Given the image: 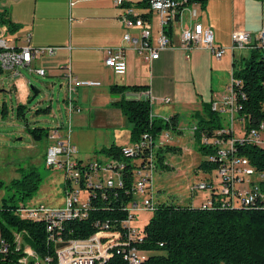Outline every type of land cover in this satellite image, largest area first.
<instances>
[{"label":"built area","instance_id":"obj_1","mask_svg":"<svg viewBox=\"0 0 264 264\" xmlns=\"http://www.w3.org/2000/svg\"><path fill=\"white\" fill-rule=\"evenodd\" d=\"M114 6L123 8L126 0H111ZM180 0H147V8L158 19L159 35L150 43V32L141 19L132 15L129 8H123L120 21L124 28H137L141 32V41L137 42L127 34L122 40L133 44L134 51L142 62L149 63L158 58V53L169 49V39L166 31L178 18L180 12L177 6ZM195 11H190V16L195 17ZM179 49L184 52L192 50H206L214 60H220L226 49L213 44V35L210 30L194 23L181 30L178 35ZM229 51L249 49H264V28L255 35L243 32L230 34ZM58 50L57 47L32 48L23 45L13 48L8 41L0 38V72H5L12 77L19 75V69L33 71L37 76L43 77L42 69H30L31 62L40 56H51ZM103 64L115 75H121L125 70L121 49H104ZM68 98L65 110L70 117L79 113V108L71 99L73 92L80 87H97L96 82L77 81L66 67L63 71ZM232 73V70H231ZM231 86L220 99L210 102V111L226 120L225 126L209 137L201 134V141L206 147L215 146L204 156L202 162H207L212 168L202 171L206 177L189 186V191H207L208 197L199 204L201 209H209L214 203L221 208L237 206H250L256 202H264V169L254 166L247 158L237 153L235 145H254L264 151V119L256 126L246 130L243 121L239 118L234 94ZM145 95V94H144ZM148 95L142 96L146 99ZM168 104V99L161 100ZM149 118L152 117L149 115ZM168 124V119L161 120ZM221 125V124H220ZM245 129V130H244ZM48 145L45 148L43 161L45 167L60 171L63 178L64 203L61 208H52L43 204L28 205L19 208L15 213L23 220L43 222L46 242L51 244L52 251L46 252L39 258L29 248L23 247L21 259L11 264H104L113 253L119 254L126 264H139L142 260L137 245L141 236L132 223L135 216L140 213L152 212L155 207L156 194L153 190L151 175L157 171L156 152L166 147L169 143L167 131H161L151 138L143 134L138 142L122 147L124 157H132L147 151L148 168L140 169L134 174V194L132 201L125 206L126 218L119 223L118 228L107 222H100L97 231L84 239H72L68 233L64 234L63 225L79 218H84L89 209V198L93 192H100L103 196L105 188L119 186L118 169L121 164L105 160L102 163H81L75 157V149L69 143L67 136L58 135L49 130L46 135ZM211 149V148H210ZM217 158H224V165H217ZM203 176V178H205ZM116 178V182L112 180ZM200 178V177H199ZM96 227V225H95ZM15 250L19 249V234H14ZM6 252L5 244L0 238V255Z\"/></svg>","mask_w":264,"mask_h":264},{"label":"trees","instance_id":"obj_2","mask_svg":"<svg viewBox=\"0 0 264 264\" xmlns=\"http://www.w3.org/2000/svg\"><path fill=\"white\" fill-rule=\"evenodd\" d=\"M261 1V0H256ZM205 7L206 0H180L177 11L189 5ZM136 5L147 8V0ZM150 13L139 15L143 23ZM177 19V17H176ZM1 23V22H0ZM8 33H13L16 26L2 21ZM235 63V62H233ZM232 90L239 118L243 128L249 130L264 119V50L249 51L246 58L232 64ZM144 86L110 87L118 93L124 90L137 92ZM120 112L130 125V142H138L143 134L154 138L161 131L175 130L174 118L168 124L160 119H150V107L147 101L124 100L117 103ZM23 105H16L17 115H22ZM203 117L197 122L193 136L199 141L202 133L209 135L221 128L218 116L210 111V103L201 105ZM245 130V129H244ZM31 139L39 141L47 135V129L33 128L27 130ZM200 142V141H199ZM122 146L111 145L99 150L106 160L121 164L118 169L119 186L105 188L103 196L93 192L89 198V209L84 218L70 220L63 225L64 234L72 239H84L97 231L100 222H107L118 228L126 218L125 206L132 201L134 194V174L140 169L148 168L147 151L132 157H124ZM211 148V149H210ZM198 145L201 155L214 151L215 146ZM236 151L247 158L254 166L264 169V151L254 145H235ZM168 147L156 152V168H167L164 153ZM219 163V158H217ZM212 166L201 162L197 169L208 171ZM114 183L116 178L112 177ZM38 176L29 171L18 180L9 183V190L17 194V201L30 197L37 189ZM23 206H16L13 196L1 200L0 205V238L4 241L6 252L0 255V264H11L21 259L22 248L27 247L39 258L52 251L51 244L46 242L43 222H31L21 219L15 212ZM150 217L138 229L141 242L137 250L142 260L139 264H264V202H256L250 206L221 208L214 203L209 209L182 205L173 199L166 198L157 203ZM96 225V227H95ZM133 225V223H132ZM14 234H19L20 246L15 250ZM147 254V255H146ZM30 264L32 262L29 261ZM104 264H126L119 254L113 253Z\"/></svg>","mask_w":264,"mask_h":264},{"label":"crops","instance_id":"obj_3","mask_svg":"<svg viewBox=\"0 0 264 264\" xmlns=\"http://www.w3.org/2000/svg\"><path fill=\"white\" fill-rule=\"evenodd\" d=\"M140 1L142 0H126L123 8H129L132 11V15L137 18L141 14L150 13L145 24L150 32V43L154 45V40L159 35L158 19L155 14L152 17L153 13L148 8H139L136 4ZM123 8L114 6L111 0H0V22L8 21L17 27L13 33H8L6 26L0 23V38L6 39L10 47L19 48L23 45H28L32 48H58L51 56L44 55L33 60L30 69H42L44 76L41 78L49 80L48 83L46 82L48 87L52 88L57 83L59 88H63L64 109L68 98L63 80L64 68L66 69L67 67L71 76L77 81L96 82L99 84L97 87L77 88L73 92L71 99L79 108V113L68 117L65 110L66 123L60 119L57 122V126L53 128L58 135L67 136L69 143L73 147L74 144L70 138L72 122L76 129L75 132L80 131L82 132L81 135L97 128H113L115 130L114 128L117 125L124 126L127 123L117 105L121 98L124 100L147 101L150 107L149 115L152 119L174 118L175 131L180 133L177 120L181 109L178 105L176 108H165L163 106L167 104L160 102L167 98H156V81L162 79V77H156L153 72L163 70L170 65L171 69L175 71L173 76L176 75V79L174 77L172 80L173 89L175 90V83L181 84V80L177 79L175 65L176 63H182L188 67L186 80L188 81L190 78L195 89V73L193 69L196 71L205 60L211 64L212 61L218 63L221 59L213 60L211 54L206 50H192L190 52L180 50L178 47L179 32L194 23L210 30L213 35V44L228 51L227 57L224 58L225 68L227 69L228 67L232 68V64L239 62V59L246 58L239 55L240 58L236 60L233 53L235 50H228L230 47V34L243 32L255 35L260 29L264 28V0H206L203 9L198 5L192 4L180 12L179 17L173 21L166 31L170 48L159 52L156 60L144 63L135 53L133 44L122 40L123 35L127 34L130 39L137 42L141 41L139 29H126L122 25L120 17L123 13ZM192 10L196 14L194 18L190 16V11ZM106 48L122 50L125 63L123 74L115 75L104 66L103 51ZM245 50H247L249 55L250 50ZM23 70L29 75H36L33 71ZM28 82L29 80L25 78H18L16 80L17 85L12 86L15 93L21 91L20 99L16 97V105H23L22 101L29 99L30 85ZM183 84L188 85L185 82L181 85ZM112 86H144L145 88L137 92L124 90L118 93L110 90ZM10 93L11 91L4 92L0 90V97L1 94L9 95ZM182 94L189 101L188 92H182ZM146 95H148L146 99L142 97ZM222 96L213 95L208 98L197 92L199 101L188 104L190 108L184 111L195 118L198 117V114L203 117L201 105L218 100ZM194 100L195 97L193 96V102ZM156 102L158 105L155 104ZM0 107L4 109L2 114L5 113V103L1 104ZM10 108L11 110L13 109L12 106ZM195 123L197 122L193 124ZM47 130L49 132V129ZM0 138L4 139L1 136ZM114 138L116 140V137ZM114 138H111L106 145L105 143L96 145L97 150L108 148L111 145L119 147L114 145ZM132 143L129 142V144L122 147L130 146ZM47 145L48 142L45 144L44 151ZM171 145L169 144V147ZM3 150L4 147L0 146V156ZM81 154L83 153L75 149V157L78 161H81L80 156H83ZM155 194L157 199L163 196L158 195L159 190H156Z\"/></svg>","mask_w":264,"mask_h":264},{"label":"rangeland","instance_id":"obj_4","mask_svg":"<svg viewBox=\"0 0 264 264\" xmlns=\"http://www.w3.org/2000/svg\"><path fill=\"white\" fill-rule=\"evenodd\" d=\"M153 16L154 14H152ZM227 53L228 51L225 52L218 63L211 60L212 62L209 64L205 60L200 68L196 69V71L193 69L195 73V89L190 78L188 81L186 80L188 67L182 63H176L175 65L177 79L181 80V84L185 82L188 85L175 83V90L173 89L172 80L174 77L176 79V75L173 76L175 71L171 69L170 65L163 70L152 71L156 77H162V79L157 78L158 80L156 81V98H167L169 100V103L163 106L165 108H176L178 105L181 109L177 120L180 133L169 128L168 130H163L167 131L169 136V143L166 144V147L171 149H167L164 153V161L167 164V168L160 169L158 167L157 171L152 172L151 175L153 190L155 192L159 190L158 195H163L159 199L154 200L155 205L168 198V200H175L178 204L197 207L208 197V192L205 190L189 191L191 184L201 179L205 180L206 177L201 170L197 169V166L204 160V155H201L197 150L198 145L202 144V142H199L201 141V135L199 141L193 136L197 126V123H193L198 122L201 115L198 114V117L195 118L184 110L190 108L188 104L199 101L197 92L208 98L213 95L226 94L227 88L231 86V70L239 67V65H235V68H225L224 58L227 57ZM233 53L236 60L240 58L239 55L248 56L245 49L235 50ZM18 72L19 75L16 77L0 72V90L4 92L11 91L9 95L1 94L0 97V105L5 103L6 106V112L3 114L2 110L4 111V109L0 107V136L4 137V139L0 138V146L4 147L0 156V205L2 199L6 200L9 196H13L16 206L22 205L26 207L28 205L43 204L52 208H61L64 203L62 173L45 167L43 161L45 138L42 137L41 140L34 141L27 130H32L33 128L53 130L60 119L66 123L63 105L64 91L63 88L58 87L57 83L52 88L48 87L47 83L49 80H45V78L29 75L23 69H19ZM18 78L29 80L28 84L38 92L33 99H31L30 94L28 100L22 101L23 108L21 111L23 113L21 116L17 115L15 104L16 97L20 99L21 91L16 92V95L12 88L13 85H17L16 80ZM179 85L181 86L179 87ZM26 90L28 91V89ZM182 92H188L189 101L186 100V96ZM193 96L195 97L194 102ZM28 101L29 103H27ZM155 104L158 105L157 102ZM10 106L13 107L12 110ZM203 114L206 115L205 112ZM218 120L221 127L225 126L226 120L222 117H218ZM71 129V141L76 151L83 153L81 154L83 156H80L81 161L79 162L81 163L103 162L102 160L106 156L97 150L96 145L99 143H105L106 145L114 137H116V140L114 138L113 143L117 146H124L130 142V125L128 123H125L124 126L117 125L114 128L115 130L113 128L92 129L87 133H83V135H81L82 132L80 131L75 132L76 129L73 122L71 123ZM202 134L206 138L210 135ZM169 144L174 146L171 145L169 147ZM203 146L206 147L205 145ZM29 171H33L39 178L37 189L30 197L17 201V194L9 190V183L18 180ZM149 217V212L140 213L135 216L133 226H141Z\"/></svg>","mask_w":264,"mask_h":264},{"label":"water","instance_id":"obj_5","mask_svg":"<svg viewBox=\"0 0 264 264\" xmlns=\"http://www.w3.org/2000/svg\"><path fill=\"white\" fill-rule=\"evenodd\" d=\"M29 91L31 94V99H33L36 96V94L38 93L37 90L35 88H33L31 85L29 86ZM27 103H29V101Z\"/></svg>","mask_w":264,"mask_h":264},{"label":"bare ground","instance_id":"obj_6","mask_svg":"<svg viewBox=\"0 0 264 264\" xmlns=\"http://www.w3.org/2000/svg\"><path fill=\"white\" fill-rule=\"evenodd\" d=\"M264 50V49H263ZM262 51V50H261ZM215 149V148H214ZM121 153H122V148H121ZM219 163H221V165H224V158H219ZM217 165H219L217 163Z\"/></svg>","mask_w":264,"mask_h":264}]
</instances>
